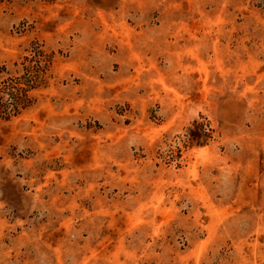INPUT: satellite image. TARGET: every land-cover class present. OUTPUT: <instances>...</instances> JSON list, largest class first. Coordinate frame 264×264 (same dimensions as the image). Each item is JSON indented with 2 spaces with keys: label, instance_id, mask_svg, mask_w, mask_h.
Segmentation results:
<instances>
[{
  "label": "rangeland",
  "instance_id": "374dc122",
  "mask_svg": "<svg viewBox=\"0 0 264 264\" xmlns=\"http://www.w3.org/2000/svg\"><path fill=\"white\" fill-rule=\"evenodd\" d=\"M0 264H264V0H0Z\"/></svg>",
  "mask_w": 264,
  "mask_h": 264
},
{
  "label": "trees",
  "instance_id": "16d2710c",
  "mask_svg": "<svg viewBox=\"0 0 264 264\" xmlns=\"http://www.w3.org/2000/svg\"><path fill=\"white\" fill-rule=\"evenodd\" d=\"M47 59L41 50L35 51L31 58H25L22 75L9 77L0 87V118L8 120L33 105L29 97L32 90L38 89L44 82L48 68Z\"/></svg>",
  "mask_w": 264,
  "mask_h": 264
}]
</instances>
